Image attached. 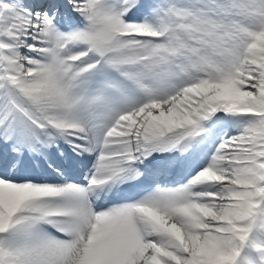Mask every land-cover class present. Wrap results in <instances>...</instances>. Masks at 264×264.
<instances>
[{
  "label": "snow or ice",
  "instance_id": "6c2138e0",
  "mask_svg": "<svg viewBox=\"0 0 264 264\" xmlns=\"http://www.w3.org/2000/svg\"><path fill=\"white\" fill-rule=\"evenodd\" d=\"M0 264H264V0H0Z\"/></svg>",
  "mask_w": 264,
  "mask_h": 264
}]
</instances>
